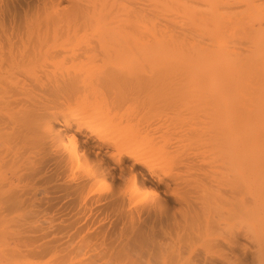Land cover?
Instances as JSON below:
<instances>
[{"label":"bare ground","instance_id":"bare-ground-1","mask_svg":"<svg viewBox=\"0 0 264 264\" xmlns=\"http://www.w3.org/2000/svg\"><path fill=\"white\" fill-rule=\"evenodd\" d=\"M0 264H264V0H0Z\"/></svg>","mask_w":264,"mask_h":264}]
</instances>
